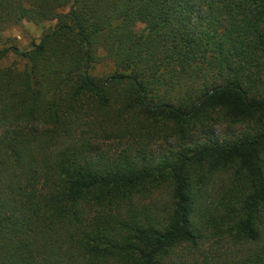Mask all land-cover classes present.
Segmentation results:
<instances>
[{
	"label": "trees",
	"instance_id": "obj_1",
	"mask_svg": "<svg viewBox=\"0 0 264 264\" xmlns=\"http://www.w3.org/2000/svg\"><path fill=\"white\" fill-rule=\"evenodd\" d=\"M0 264H264V0H0Z\"/></svg>",
	"mask_w": 264,
	"mask_h": 264
},
{
	"label": "rangeland",
	"instance_id": "obj_2",
	"mask_svg": "<svg viewBox=\"0 0 264 264\" xmlns=\"http://www.w3.org/2000/svg\"><path fill=\"white\" fill-rule=\"evenodd\" d=\"M56 25L57 19L43 21L41 23H36L32 20L25 19L21 26H15L7 29L4 32V35L13 37L19 49L29 50L33 41L39 42L43 34L48 30L54 29ZM133 31L136 35L144 36L148 30L144 22L139 21L133 27ZM11 60L15 61L17 65L21 67L25 64L24 60H20V58L15 55H11ZM113 70L114 65L103 58L99 63L96 64L94 72L99 75H108ZM251 128V124H232L227 121H218L213 125H206L204 129L200 128V130H198V135L201 139H205L206 137L210 136L220 139H229L230 137L241 135L245 133V131L251 130ZM169 147L170 143L165 144L162 147L159 146V148L163 150H166ZM206 246L212 249L218 248V245L213 240L206 243Z\"/></svg>",
	"mask_w": 264,
	"mask_h": 264
}]
</instances>
